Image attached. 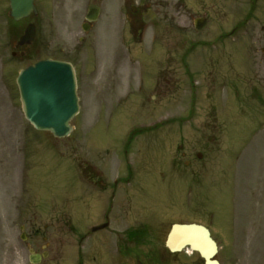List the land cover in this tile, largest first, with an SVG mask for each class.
I'll return each instance as SVG.
<instances>
[{
	"label": "rangeland",
	"instance_id": "374dc122",
	"mask_svg": "<svg viewBox=\"0 0 264 264\" xmlns=\"http://www.w3.org/2000/svg\"><path fill=\"white\" fill-rule=\"evenodd\" d=\"M36 5L37 39L21 56L15 43L24 27L11 25L10 0H0V236L15 242L24 221L9 217L6 205L30 203L39 225L55 223L61 214L62 264H75L78 250L86 264L132 263L118 253L114 233L76 227L78 199L84 204L102 197L93 178L103 175L105 159L111 161L112 179L126 160L130 181L145 183L134 200L160 214L150 215L158 220L141 251L166 254L165 264L193 259L164 248L173 222L207 223L213 217L230 240L245 219L264 217V0H36ZM92 5L100 7V17L85 32ZM134 7L141 16L132 17ZM147 8L158 15L149 23L142 17ZM197 17L208 19L201 31L194 27ZM236 24L234 37L215 40ZM44 58L67 60L76 69L80 111L68 137L37 131L22 110L17 77ZM257 201L263 206L254 208ZM52 204L61 210L55 212ZM130 206L127 228L138 220L151 227L140 205ZM89 212L80 220L96 224Z\"/></svg>",
	"mask_w": 264,
	"mask_h": 264
},
{
	"label": "flooded vegetation",
	"instance_id": "af4514ba",
	"mask_svg": "<svg viewBox=\"0 0 264 264\" xmlns=\"http://www.w3.org/2000/svg\"><path fill=\"white\" fill-rule=\"evenodd\" d=\"M39 13L36 15L32 14L29 18L20 21L18 24L23 25L25 28L28 24L34 23L38 29L36 19L39 17ZM131 14L133 18L141 16L140 9L132 8ZM92 25V23L89 24V27ZM238 26L236 24L230 30L229 33L232 36L239 31ZM131 170V167H122V176L112 181V165L110 161H107L103 168V175L98 176L95 181L97 185L96 190L102 193L103 197L85 204L86 208L92 212L94 221L97 222V224L91 226L90 229L92 231L96 227L108 224L106 229L94 231L93 234L105 231L115 233L116 237L120 238L118 250L120 254L125 253L129 246V231L141 234L143 231L149 230L150 227L147 223L138 222L135 227L128 229L125 224L130 209L131 199L129 197L133 194L129 186L134 184L143 185L142 183H132L130 181L132 178ZM6 206L8 211L12 212L9 217L14 215L17 219L23 218L24 221L19 225L20 235L14 236L16 244L13 240L10 242L7 236H0L3 239L0 241V264H62L61 236L57 232L61 214H56L55 223L39 225L37 215L31 213L32 204L18 202ZM51 206L55 212L61 210L58 207L61 205L52 204ZM83 210L82 204L77 203L75 205L77 228H79L78 226L84 227V223L80 220ZM136 216L138 215L136 214ZM148 218L151 219V222L155 220L151 216H148ZM4 220H9V218H5ZM256 223L257 220H251L248 227L254 225L256 228L258 227V230L246 227L234 230L230 240L224 238L221 229H218L213 217H210L209 225L203 224L209 229L211 236L217 243L218 253L216 259L220 264H264V231L260 230L259 224L257 225ZM173 224H171L170 231ZM30 226H32L31 231L28 229ZM118 232H121V234H117ZM129 242L131 243V241ZM132 247L134 246L132 245ZM138 249L139 246L132 249V251L138 252ZM154 253H159V251L156 250ZM193 255V259L185 261L184 264H206L205 259L199 253H193ZM75 264H86L79 250L77 251Z\"/></svg>",
	"mask_w": 264,
	"mask_h": 264
},
{
	"label": "water",
	"instance_id": "95a60500",
	"mask_svg": "<svg viewBox=\"0 0 264 264\" xmlns=\"http://www.w3.org/2000/svg\"><path fill=\"white\" fill-rule=\"evenodd\" d=\"M36 11L34 0H11V15L19 20ZM87 19L94 21L99 13L97 7L89 9ZM152 18L146 17V21ZM205 19H199L196 27L202 29ZM36 36L33 24L20 37L17 47L31 44ZM23 111L26 119L40 131H49L54 136H68L73 127L70 121L79 111L77 81L71 64L51 59L40 61L23 69L17 79ZM191 246L206 258L207 264H219L213 260L216 244L207 229L197 225H174L167 241L172 252Z\"/></svg>",
	"mask_w": 264,
	"mask_h": 264
}]
</instances>
